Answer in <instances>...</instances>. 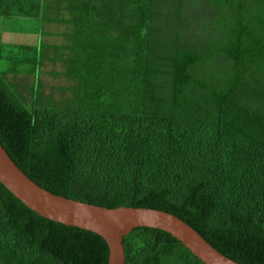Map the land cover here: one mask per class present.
<instances>
[{
    "label": "trees",
    "instance_id": "trees-1",
    "mask_svg": "<svg viewBox=\"0 0 264 264\" xmlns=\"http://www.w3.org/2000/svg\"><path fill=\"white\" fill-rule=\"evenodd\" d=\"M204 1L199 15L190 0H0V141L54 194L164 210L235 261L264 264V0ZM37 14L68 25L62 73L75 81L59 102L42 84L29 102L10 77L52 60L44 44L3 40L5 19ZM124 245L126 264H206L157 228ZM109 255L102 236L0 182V264Z\"/></svg>",
    "mask_w": 264,
    "mask_h": 264
},
{
    "label": "water",
    "instance_id": "water-1",
    "mask_svg": "<svg viewBox=\"0 0 264 264\" xmlns=\"http://www.w3.org/2000/svg\"><path fill=\"white\" fill-rule=\"evenodd\" d=\"M0 182L40 215L102 236L110 250L108 264H126L124 237L139 227L167 231L206 264H242L224 255L193 226L170 212L131 206L108 208L46 190L25 174L1 141Z\"/></svg>",
    "mask_w": 264,
    "mask_h": 264
},
{
    "label": "rangeland",
    "instance_id": "rangeland-1",
    "mask_svg": "<svg viewBox=\"0 0 264 264\" xmlns=\"http://www.w3.org/2000/svg\"><path fill=\"white\" fill-rule=\"evenodd\" d=\"M196 2L197 9L193 13L202 15L204 8L207 7V3L204 0H190L192 4ZM50 14L51 10L49 9L47 15ZM67 27L68 25L64 23L44 22L43 14H37L34 17H10L3 21L2 33L5 43L11 45L30 44L38 47H42L44 44L47 57L52 59H47V63L43 66V73L42 70L41 72L39 70L32 75L20 74L16 77L13 74L10 75L16 85L15 87L21 91V95L25 96L24 99H27L29 102L32 99L33 93L38 91L41 84L45 88V94L52 95L58 102L72 95L69 88L74 84L75 80L62 73L66 69L65 58L62 57L64 54L68 55L65 49V46L68 44V38L65 37Z\"/></svg>",
    "mask_w": 264,
    "mask_h": 264
}]
</instances>
